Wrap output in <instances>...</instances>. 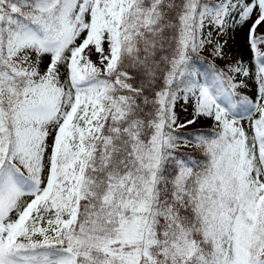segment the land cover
<instances>
[{
    "label": "rangeland",
    "instance_id": "374dc122",
    "mask_svg": "<svg viewBox=\"0 0 264 264\" xmlns=\"http://www.w3.org/2000/svg\"><path fill=\"white\" fill-rule=\"evenodd\" d=\"M133 1L66 0L62 28L70 41L69 52L47 53L22 21L7 19L6 59L10 71L26 85L14 88L0 82V172L3 167L20 169L37 180L38 191L29 197L15 196L0 213V264L13 252L10 247L60 242L77 221L78 186L113 104L102 83L85 90L82 85L88 76L111 73L122 50L136 43L135 32L147 20L131 14ZM197 1L183 18L195 19L197 32L193 38L192 23L184 28L185 47L196 48L214 63L232 88L257 103L258 109L246 120H235L218 105L203 78L194 88L176 90L171 86L175 63L166 88L156 95L166 122L161 120L155 129L129 204L133 213L100 240L123 247L142 242L146 256L154 244L151 226L157 196L153 191L162 149L201 152L211 168L189 189L196 233L229 244L231 264H245L246 244L256 232L263 237L258 253L264 255V66L256 61L264 55V0H205L209 5L195 18ZM57 3L37 0L36 6L49 11ZM165 127L206 129L217 139L192 145L172 138ZM228 206L239 213L235 218L229 217ZM119 249L118 264H139V249L135 254H122ZM37 264L74 262L66 256H40Z\"/></svg>",
    "mask_w": 264,
    "mask_h": 264
},
{
    "label": "trees",
    "instance_id": "16d2710c",
    "mask_svg": "<svg viewBox=\"0 0 264 264\" xmlns=\"http://www.w3.org/2000/svg\"><path fill=\"white\" fill-rule=\"evenodd\" d=\"M192 2L133 1L131 14L139 13L147 20L135 32L136 43L122 50L111 73L88 76L82 85L85 90L102 83V90H106L104 94L112 98L113 104L93 142L78 186L77 221L60 242L26 249L10 247L13 252L4 257L2 264H37L40 256H66L74 264H118L119 248H122V254H135L139 249V264H231L233 255L229 244L221 240L208 241L196 233L189 189L211 168L210 160L201 152L162 149L153 191L157 196V212L151 226L154 244L148 247L146 256L142 242L124 243L123 247L107 242V239L106 242L100 240L111 234L119 221L123 223L133 213L129 204L135 198L136 183L142 178V166L152 147L155 129L161 120L166 122V112L157 106L156 95L166 88L170 70L177 66L171 84L176 90L194 88L198 79L203 78L218 105L235 120H246L258 109L257 103L232 88L226 74L214 63L199 54L196 48L187 44L185 47L183 40L188 33L184 28L192 23L190 35L194 38L197 33L195 19L183 20L191 12ZM0 3V82L14 88L25 87L24 80L10 71L6 59L8 20L22 21L23 28L33 33L47 53L54 50L69 52L70 41L62 28L66 0H58L49 11L37 9V0H1ZM209 3L205 0L195 2V18ZM256 61L264 66V55ZM165 130L172 138L192 145L217 139L216 133L206 129L179 131L165 127ZM10 140L13 141V137ZM10 165L14 168L12 163ZM261 165L264 168V155ZM1 170L0 213H5L15 196L35 195L38 182L17 168L12 171L3 167ZM227 212L232 218L239 214L229 206ZM262 240V235L256 232L247 242L245 264H264V255L258 253Z\"/></svg>",
    "mask_w": 264,
    "mask_h": 264
}]
</instances>
